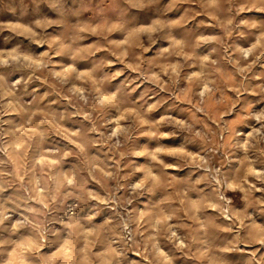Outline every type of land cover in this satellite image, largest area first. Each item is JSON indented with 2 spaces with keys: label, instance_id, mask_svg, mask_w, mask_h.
<instances>
[{
  "label": "clouds",
  "instance_id": "9594fccd",
  "mask_svg": "<svg viewBox=\"0 0 264 264\" xmlns=\"http://www.w3.org/2000/svg\"><path fill=\"white\" fill-rule=\"evenodd\" d=\"M0 264H264V0H0Z\"/></svg>",
  "mask_w": 264,
  "mask_h": 264
}]
</instances>
